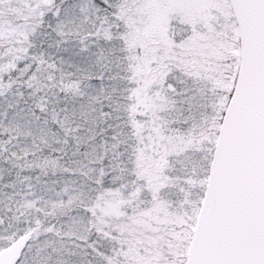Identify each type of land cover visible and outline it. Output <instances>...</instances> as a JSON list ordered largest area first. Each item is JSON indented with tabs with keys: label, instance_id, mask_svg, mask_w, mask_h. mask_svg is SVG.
I'll list each match as a JSON object with an SVG mask.
<instances>
[{
	"label": "snow or ice",
	"instance_id": "obj_1",
	"mask_svg": "<svg viewBox=\"0 0 264 264\" xmlns=\"http://www.w3.org/2000/svg\"><path fill=\"white\" fill-rule=\"evenodd\" d=\"M0 264H264V0H0Z\"/></svg>",
	"mask_w": 264,
	"mask_h": 264
}]
</instances>
